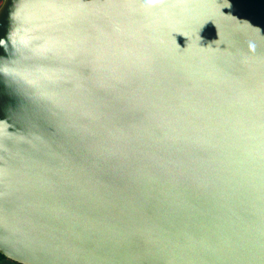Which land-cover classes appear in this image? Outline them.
<instances>
[{
	"label": "water",
	"instance_id": "obj_1",
	"mask_svg": "<svg viewBox=\"0 0 264 264\" xmlns=\"http://www.w3.org/2000/svg\"><path fill=\"white\" fill-rule=\"evenodd\" d=\"M0 253L264 264V0H3Z\"/></svg>",
	"mask_w": 264,
	"mask_h": 264
},
{
	"label": "rangeland",
	"instance_id": "obj_2",
	"mask_svg": "<svg viewBox=\"0 0 264 264\" xmlns=\"http://www.w3.org/2000/svg\"><path fill=\"white\" fill-rule=\"evenodd\" d=\"M0 264H22L9 258H0Z\"/></svg>",
	"mask_w": 264,
	"mask_h": 264
},
{
	"label": "trees",
	"instance_id": "obj_3",
	"mask_svg": "<svg viewBox=\"0 0 264 264\" xmlns=\"http://www.w3.org/2000/svg\"><path fill=\"white\" fill-rule=\"evenodd\" d=\"M2 1H3V0H0V5H1ZM0 258H8V257H6L4 254L0 253ZM11 260H12V259H11Z\"/></svg>",
	"mask_w": 264,
	"mask_h": 264
}]
</instances>
